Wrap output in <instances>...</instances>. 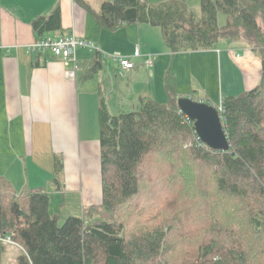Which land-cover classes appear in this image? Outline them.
I'll return each mask as SVG.
<instances>
[{
    "label": "trees",
    "instance_id": "obj_1",
    "mask_svg": "<svg viewBox=\"0 0 264 264\" xmlns=\"http://www.w3.org/2000/svg\"><path fill=\"white\" fill-rule=\"evenodd\" d=\"M76 1L87 6L85 0ZM220 13L227 17L224 27L218 24ZM97 19L111 31L133 23L159 27L173 55L208 51L221 39L257 45L252 48L262 61L261 79L250 91L222 98L218 109L229 151H216L199 140L194 122L179 108L171 71L164 77V103L140 98L133 112L113 115L102 99L98 113L102 203L83 208L82 215L69 216L60 225L57 216L50 214L49 192L32 189L18 194L0 176V238L10 237L23 249L18 264H167L163 254L168 229L127 236L121 215L115 216L127 203H137L148 178L154 182L164 179L160 170L150 177L144 171L153 169L156 161L159 166L165 161L176 164V177L185 187L176 199L174 188V203L189 199L192 203L196 194L207 200V207H196V212L192 203L191 231L201 230L203 237L189 264H247L253 250L240 242L236 250L224 251L217 242L220 230L215 222L221 215L238 225L237 218L246 217L251 231L259 238L264 235V0H202L200 15L189 8L187 0L158 4L106 0L100 3ZM33 27L40 36L62 30L60 7L39 18ZM92 60L86 75L101 70L102 52L95 50ZM55 164L61 172L62 159L56 157ZM60 182L56 178L54 184L60 188ZM225 200L236 202L240 209L231 210ZM212 201L220 202L217 209L211 208ZM146 203L148 210L156 202ZM261 256L264 251L258 257L259 264H264Z\"/></svg>",
    "mask_w": 264,
    "mask_h": 264
},
{
    "label": "crops",
    "instance_id": "obj_2",
    "mask_svg": "<svg viewBox=\"0 0 264 264\" xmlns=\"http://www.w3.org/2000/svg\"><path fill=\"white\" fill-rule=\"evenodd\" d=\"M102 1L106 0H85L87 6H84L76 0H0V176L18 194L42 189L56 200L60 194H67L60 213L55 215L59 222H65L78 210L70 201V195L78 191V183H75L77 160L84 140L87 144H95L98 140L95 135L100 138L98 113L102 99L111 113L112 104L116 107L124 102L134 104L140 98L161 102L165 96L167 99V92L160 81L164 84L166 73L171 71L176 78L179 97L191 96L220 106L222 99L218 101L216 94L202 97L192 92L189 87L192 77L186 76L182 68L188 60L196 68L198 87L202 84L200 73L208 64L216 74L219 71L221 77L224 65L227 74L239 66L244 77L237 85L245 92L255 88L262 75L259 55L246 44L226 43L222 47L219 41L208 51L173 55L169 48H161L164 46L162 39L165 46L167 44L163 34L161 38L156 30L159 27L133 23L115 31L105 29L97 19ZM150 2L155 4L158 0ZM57 7L61 9L62 30L40 36L33 24L49 16ZM62 35H74L92 44L76 50V70L74 62L66 65L50 50L38 53L30 50L41 39H56ZM137 46L139 57L134 56ZM95 50L103 54L102 68L86 75L91 70ZM238 50L245 51L239 58L235 56ZM112 54L135 61L134 68L121 75V67L112 60ZM149 57L154 58L151 65H148ZM120 76L119 84L115 77ZM138 77L141 84L136 85ZM115 91L120 96L125 91L130 97L125 100L121 96L117 101L111 96ZM56 157L63 161V170L59 173ZM56 178L61 180L60 188L54 184ZM91 202L88 201L89 206ZM52 205L51 201V215ZM88 205L84 197L80 215ZM62 209H65L64 214ZM22 251L12 239L9 242L0 238V264H18Z\"/></svg>",
    "mask_w": 264,
    "mask_h": 264
},
{
    "label": "rangeland",
    "instance_id": "obj_3",
    "mask_svg": "<svg viewBox=\"0 0 264 264\" xmlns=\"http://www.w3.org/2000/svg\"><path fill=\"white\" fill-rule=\"evenodd\" d=\"M150 4V0H148ZM160 0H158L159 2ZM201 1L202 0H187L188 6L191 10L198 13V15L201 14ZM156 2V3H158ZM260 26L263 28L262 20L258 21ZM227 23V17L223 13H220L218 15V24L221 27H224ZM162 38V32L160 28L156 29ZM240 44L239 46H242L244 44L248 45V43L244 41H229L227 39H221L220 44ZM164 46H161L163 49H168L167 46H165V43L162 39V43ZM217 47H220V46ZM167 47V48H166ZM250 47H257V45H253ZM109 53V52H107ZM245 53L244 50L241 52L238 50L235 52V56L239 58L240 56H243ZM113 55V54H112ZM238 55V56H237ZM106 59H109V57H106ZM135 59V58H134ZM133 59V61H134ZM110 60V59H109ZM134 64L136 62L134 61ZM171 69H174L173 64H171ZM184 74L188 77H192V86L191 90L192 92H197L196 95H201L202 97H205L206 94H216L218 101H221L222 97L233 95L237 96L245 91L240 88H238L239 85H237L241 79H243V74L239 66H236V71L229 72L227 74L225 70V65L223 66V73L221 77V73L219 71L217 74L214 72V69H212V65L208 64L205 66L204 70L200 73V79H201V86L198 87L195 82H197L196 78V68L195 66H192L190 64V61L188 60L185 62L184 65H182ZM117 82L120 84V81L122 80L120 77H115ZM162 79V78H161ZM195 80V81H194ZM231 83V84H230ZM135 84L139 85L141 84L140 77L135 79ZM160 84L163 86L162 80L160 81ZM181 85V84H180ZM232 87V88H231ZM235 88V89H234ZM190 90V91H191ZM182 91V90H181ZM109 95V94H108ZM107 95V96H108ZM113 99H116L117 101H120V97L122 96L123 99L126 97H130V95H126V92L124 91L123 94L118 95L117 92H113L111 94ZM133 98H135L133 96ZM134 100V99H133ZM166 96L162 103L166 101ZM139 104V100H135V103L133 104L130 102V104H126V102L123 103V105H120L116 107L112 104V113L118 114L121 111L125 112H133L137 109ZM99 132V127H98ZM98 134V133H97ZM96 138L99 140V136ZM94 143L87 144L84 140V143L82 144L81 153H79V158L77 160V175H76V182L78 183V191L74 192L73 195L68 196L69 200L74 202L75 207H78V210H76L75 214L73 215H80L83 203V199L85 197V205H88V201L91 202V205H100L102 203V187H101V179H100V147H99V141ZM157 170L162 171L165 174V177L163 180L160 181V178L155 179L158 182H154L151 178L147 179V183L145 186H142L141 188V196L137 203H127L123 206V211H119L115 214L117 216L118 214L121 215L120 221L123 223L124 227L126 228L125 234L127 236H130L132 233V237L134 234L143 233L145 231H148L149 229H156V228H162V229H168L169 230V237L167 239V244L165 245V250L163 257L164 261L167 262V264H189L191 260H193L196 256L197 250L199 249L200 239L203 237L202 231L199 232H192V223L194 218L191 215L192 210V203H193V209L196 212V207H207V200L205 197L201 194L193 195V201L192 203L189 200H185L182 204L181 203H174L173 202V190L174 188L177 189V194L175 195V199L177 196H180L182 192L185 190V187L183 185H180L179 178L176 177V171L177 166L173 163H167L164 161L159 166L158 161H156V164L154 165L153 169L147 170L145 169L146 176L150 177L153 173H155ZM53 185V184H52ZM54 187V186H53ZM51 189V188H50ZM67 200V194H60L59 200L55 199V196L51 195V201H52V210L51 213L53 216L58 215L60 213V210L62 206L65 204V201ZM146 200H154L156 203L150 205L149 209L147 210V203ZM224 203L231 209V210H239L240 206L233 201H224ZM212 209H217L219 207L220 202H214L212 201L210 203ZM224 205V204H223ZM221 205V206H223ZM224 205V206H226ZM89 206V205H88ZM86 208V207H85ZM63 213H65V209H62ZM55 211V212H54ZM188 211H190V216H188ZM197 216H199L197 214ZM191 218V219H190ZM238 225H234L226 216H217V220L215 222V227L218 228V231L220 233L219 239H217V242L219 243V247L222 248L224 251H229L230 249L236 250L237 245L243 243V247L252 249L253 251L249 252L247 255L250 262L247 264H259L258 257L261 255V252L264 251V235L262 237L256 236L250 229V224L248 223L246 217L245 218H237ZM64 222H60V225H63ZM143 228V229H142ZM134 231L131 232L130 231ZM142 231V232H141ZM202 241V240H201ZM241 242V243H240ZM218 247V248H219ZM220 250V249H219ZM262 257V256H261ZM215 258V257H214ZM213 258V259H214ZM263 258V257H262ZM217 259V258H215ZM256 259V260H252ZM264 259V258H263Z\"/></svg>",
    "mask_w": 264,
    "mask_h": 264
},
{
    "label": "water",
    "instance_id": "obj_4",
    "mask_svg": "<svg viewBox=\"0 0 264 264\" xmlns=\"http://www.w3.org/2000/svg\"><path fill=\"white\" fill-rule=\"evenodd\" d=\"M178 105L181 112L194 122L196 134L205 146L216 151H229L230 143L218 106L191 96L179 97Z\"/></svg>",
    "mask_w": 264,
    "mask_h": 264
},
{
    "label": "built area",
    "instance_id": "obj_5",
    "mask_svg": "<svg viewBox=\"0 0 264 264\" xmlns=\"http://www.w3.org/2000/svg\"><path fill=\"white\" fill-rule=\"evenodd\" d=\"M86 46H92V44H89L86 40H82L77 38L74 35H62L56 39L53 38H44L39 40L36 45L34 44L31 46L30 50L33 53H38L42 51H49L51 54L59 60L64 61L66 65H68L70 62L75 63V70L78 69V66L76 65V50L80 47H86ZM135 57L140 56V49L137 46L135 54ZM111 58L114 62H118L119 66L121 67L120 74L122 75L124 71H129L134 68V63L130 60V58L122 57L118 54L111 55ZM154 58L149 57L148 65H151ZM189 119V118H188ZM190 120V119H189ZM9 242H11L10 238H6Z\"/></svg>",
    "mask_w": 264,
    "mask_h": 264
}]
</instances>
